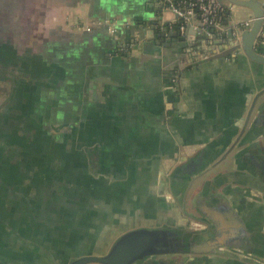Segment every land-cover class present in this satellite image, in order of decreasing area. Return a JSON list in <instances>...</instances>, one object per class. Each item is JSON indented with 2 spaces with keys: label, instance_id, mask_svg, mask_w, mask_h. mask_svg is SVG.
<instances>
[{
  "label": "crops",
  "instance_id": "1",
  "mask_svg": "<svg viewBox=\"0 0 264 264\" xmlns=\"http://www.w3.org/2000/svg\"><path fill=\"white\" fill-rule=\"evenodd\" d=\"M161 1L0 0V66L13 58L17 72L0 71V152L14 167L0 170V264H68L127 230L198 220L227 240L140 264H264V65L214 57L225 34L205 46L198 19L185 40L123 49ZM225 2L227 29L252 17Z\"/></svg>",
  "mask_w": 264,
  "mask_h": 264
},
{
  "label": "water",
  "instance_id": "2",
  "mask_svg": "<svg viewBox=\"0 0 264 264\" xmlns=\"http://www.w3.org/2000/svg\"><path fill=\"white\" fill-rule=\"evenodd\" d=\"M227 6L225 1L231 4V7H246L252 12V25L248 28L240 26L239 22L230 25L225 33L227 40V51L224 54H215L214 57H227L232 53L242 51L250 60L264 65V51L259 44L262 39V32L264 31V2L261 0H221ZM161 13L158 19L148 21L143 24L142 28L147 29V26L152 23L148 31L133 32L128 29V38L124 44V48L128 45H133L132 48L141 49L144 47L145 41L149 40L152 35L158 37H177L180 40H185L178 31H170L168 27H162L163 13L167 8V3L161 1ZM228 7V6H227ZM170 10V9H168ZM171 11V10H170ZM172 12V11H171ZM173 13V12H172ZM174 15V14H173ZM175 18V16H174ZM161 21V22H159ZM160 23V28H159ZM118 28V27H117ZM189 28H192L190 25ZM154 33V34H153ZM117 30L114 35H119ZM221 34V35H222ZM217 34L210 36L204 33L199 40L208 45H216L224 40H213ZM219 36V35H218ZM211 40H213L211 42ZM159 43V41H158ZM264 94V89L261 90L255 97L254 104L258 98ZM242 133V132H241ZM237 143H235L227 152H229ZM227 154V153H226ZM225 157V156H223ZM190 162H184L177 168L176 171L185 170L188 168ZM205 229H197L194 226L188 228L182 227H138L123 232L111 245L107 252L103 254H85L77 259L71 261L69 264H140L148 258L173 255V254H187L200 255L207 254L214 250L215 246L220 245L216 237L211 240L201 239V233Z\"/></svg>",
  "mask_w": 264,
  "mask_h": 264
},
{
  "label": "built area",
  "instance_id": "3",
  "mask_svg": "<svg viewBox=\"0 0 264 264\" xmlns=\"http://www.w3.org/2000/svg\"><path fill=\"white\" fill-rule=\"evenodd\" d=\"M167 8L170 9L175 18L169 22H163L162 27H168L171 31H178L185 34L189 26L196 28L194 20L198 19L200 24L207 31V34L213 36L227 31L225 21L228 16V8L221 0H164ZM252 17L239 22L243 28L252 25ZM198 27V26H197ZM116 21L111 23L109 31L114 34L117 31ZM133 45L126 48L130 50ZM125 50H121V52Z\"/></svg>",
  "mask_w": 264,
  "mask_h": 264
},
{
  "label": "flooded vegetation",
  "instance_id": "4",
  "mask_svg": "<svg viewBox=\"0 0 264 264\" xmlns=\"http://www.w3.org/2000/svg\"><path fill=\"white\" fill-rule=\"evenodd\" d=\"M13 58H11V59H9V64H8V66L7 67H4V66H0V71L4 74V75H10L11 73H13L14 72V74L15 73H17L16 72V70L15 69H13V62L11 61ZM188 223V222H187ZM197 225L198 224H200L201 223V221H197V222H195ZM204 223H201L200 225H203ZM197 225H195L194 224V222L193 223H190V224H188V225H186V226H184V227H189V226H194L195 228H197V229H205V231L203 232V233H201V239H202V241H203V239L204 238H206V240L208 241V240H211V239H213V238H215L216 237V240L217 241H219L220 243H222V242H225L226 240H227V238L228 237H226V234H219V233H214V231H213V228L214 227H211V226H207V225H203V226H197ZM211 231H213V232H211ZM213 233V235H211ZM204 236V237H203ZM206 236V237H205ZM219 246V245H218ZM217 248H219V247H217V246H215V248L214 249H217ZM92 254H95V253H92ZM75 259H77V258H74V259H70L69 261H68V264L71 262V261H73V260H75ZM88 264H93V263H88Z\"/></svg>",
  "mask_w": 264,
  "mask_h": 264
},
{
  "label": "rangeland",
  "instance_id": "5",
  "mask_svg": "<svg viewBox=\"0 0 264 264\" xmlns=\"http://www.w3.org/2000/svg\"><path fill=\"white\" fill-rule=\"evenodd\" d=\"M11 107H7L6 108V110H9ZM4 114H5V111H4ZM3 114V115H4ZM4 126H9L7 123H5V124H3ZM3 128V127H2ZM9 128V127H8ZM8 128H6V127H4L3 129H8ZM3 129H0V131H2L3 132ZM1 141L0 142H2V140H4V139H0ZM5 141V140H4ZM9 163V162H8ZM11 163V162H10ZM1 168H3V169H1ZM14 169V167H13V165H12V167H11V165H10V167H7L6 166V164H4V162H3V160H2V157H1V152H0V170H3V171H7L8 170V172L9 171H11V170H13ZM185 215V214H184Z\"/></svg>",
  "mask_w": 264,
  "mask_h": 264
},
{
  "label": "trees",
  "instance_id": "6",
  "mask_svg": "<svg viewBox=\"0 0 264 264\" xmlns=\"http://www.w3.org/2000/svg\"><path fill=\"white\" fill-rule=\"evenodd\" d=\"M123 52V51H122ZM125 53V52H124Z\"/></svg>",
  "mask_w": 264,
  "mask_h": 264
}]
</instances>
